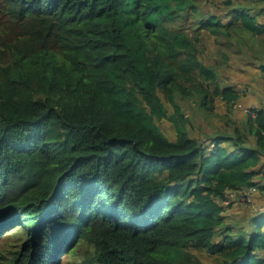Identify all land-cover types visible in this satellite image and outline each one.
<instances>
[{
    "label": "trees",
    "instance_id": "trees-1",
    "mask_svg": "<svg viewBox=\"0 0 264 264\" xmlns=\"http://www.w3.org/2000/svg\"><path fill=\"white\" fill-rule=\"evenodd\" d=\"M198 1L0 0V22L15 24L13 36L0 27V240L17 239L7 264L80 249V264H205L194 250L264 264V213L234 230L219 202L257 184L264 109L207 141L176 101L198 94L213 111L221 96L232 108L240 93L220 87L202 36L264 25L240 9L175 27ZM219 4L231 13L232 0Z\"/></svg>",
    "mask_w": 264,
    "mask_h": 264
},
{
    "label": "crops",
    "instance_id": "crops-1",
    "mask_svg": "<svg viewBox=\"0 0 264 264\" xmlns=\"http://www.w3.org/2000/svg\"><path fill=\"white\" fill-rule=\"evenodd\" d=\"M207 8L208 12L217 13L222 23H228L232 19V15L235 14V10L245 9L250 16H253V21L264 25V0H232V5L229 7L232 10L231 13L215 6H207ZM241 22L242 18L239 19V23ZM208 33L209 35L201 41L204 50L202 54L203 61L215 68L217 81L221 88L230 86L237 90L240 96L235 102L237 105H233L229 111L226 109L225 100L221 96L216 97V104L222 106V111L225 113L219 116V118L223 116L221 119L222 127L215 125L213 119L209 118L211 116L202 115L198 108L193 110V115L185 112L186 117H189L188 129L190 134L203 140L207 139V141L221 133L232 134L236 126L245 125L248 118V115L244 112L245 109H252V111L264 109V72L261 66L264 63V31L251 33L244 30H232L230 34L221 35L222 38L228 40L229 43L227 45L223 43L225 41L217 39L213 33ZM225 46L227 48L230 47L232 51L238 50L235 55H244L245 63L237 66L234 70L230 66L232 65V60H234V55H229ZM218 71L220 72L218 73ZM234 76L241 80H231L230 78ZM241 87H244L243 93L239 91ZM247 141L249 142L248 145H253L255 144V137L248 135ZM221 145L228 148L232 147L230 141H223ZM257 169L258 172L255 179L258 190L252 193L249 200L255 206L264 203V154L261 156ZM259 185L263 186V188H260ZM248 218H243L244 224Z\"/></svg>",
    "mask_w": 264,
    "mask_h": 264
},
{
    "label": "rangeland",
    "instance_id": "rangeland-1",
    "mask_svg": "<svg viewBox=\"0 0 264 264\" xmlns=\"http://www.w3.org/2000/svg\"><path fill=\"white\" fill-rule=\"evenodd\" d=\"M220 1L221 0H199L196 3L198 13L185 14L186 16H182L180 21L174 23V26L175 27H182L184 25H189L188 29L189 30L192 29L195 25L196 26L198 25V23L195 21L196 17H199L201 15L204 16V15L208 14L207 6L218 7V5H220L219 4ZM214 3H216V4L213 6ZM218 8H220V7H218ZM0 27L5 28L8 31L9 36H13L12 35L14 32L13 30H15L14 29L15 28L14 22L12 23V22H9L5 19H2L0 22ZM10 28L13 30H10ZM191 32H193V30H191ZM206 32H208V31H206ZM200 33H202V32H200ZM208 35L209 34L204 33L202 36L203 40ZM215 36L217 39H220L221 41H225L223 43H225L226 45L229 43L228 40H226L225 38H222L221 35H215ZM225 49H226L227 53H229V55H231V54L234 55V57H233L234 60L231 59L232 65H230L234 70L236 69L237 66H240L242 63H245L246 59H244L245 58L244 55H235V53L236 54L238 53V50L232 51L231 48L230 47L227 48V46H225ZM219 72L220 71H218V73ZM216 77H217V72H216ZM230 79L231 80L234 79L235 81L241 80V79H238L237 76H234ZM239 91L241 93H243L244 87H241V89ZM217 97H219V96H217ZM164 101L166 102L168 109L170 111H172L173 110L172 105L166 100V98H164ZM176 101H177L178 105L183 109L184 113L186 112V113H190L193 115L194 114L193 110H196L198 108V110L201 112L202 115L207 114L208 116H211L209 118L213 119V121H214L213 123L215 125L222 127L223 123H222L221 119L223 116L220 118H219V116H221L225 113L222 111V106L217 105L215 101L212 103V106L214 107L213 111H209L207 108L204 107V105H202L201 96L198 94L196 96H194V95H192V96L191 95H189V96L188 95L187 96L177 95ZM226 109H228V111H229L228 106H226ZM244 112L247 115L250 114L249 112H246V111H244ZM198 116H200V115H198ZM159 125L161 126V128L164 130V132L168 135V137L170 139H172V140L176 139L177 133H176L175 127L171 121H169L167 118H163L159 121ZM245 133L247 134V132H245ZM211 147H213V145H211L210 148ZM255 185H256L255 191H257L258 190L257 184H255ZM254 192H252V193H254ZM252 193H251V195H252ZM251 195H250V197H251ZM251 203L252 202L250 201L247 204H241V203H238L234 200H230L227 203H223L224 205L222 204V206H223V211H222L223 213L222 214L224 216L223 219L225 221V225H227V227H232L234 230H236L238 227H240L241 225L244 224L243 218L250 217L254 214L257 215V214L264 213V206H263L264 203H261L257 206L252 205ZM218 238H219V236H218ZM16 242H17V239H14L11 242H8L7 243L8 245H6L3 241L0 240V264H7L8 259L10 262H12L11 250L14 249ZM67 252L66 253L69 255V251H67ZM80 252H81V249L77 253H75L76 254L75 257L74 256L73 257L66 256V257H64V259H63V256L60 255V257L58 259V261H59L58 264H80L78 259H80V260L83 259L82 256H80L78 258V255L80 254ZM193 253L196 254L197 257H199L201 259V261H203L205 264H217L216 258L213 257L212 255L208 254L205 251L194 250ZM2 256H4V257H2ZM6 258H8V259L6 260Z\"/></svg>",
    "mask_w": 264,
    "mask_h": 264
},
{
    "label": "built area",
    "instance_id": "built-area-1",
    "mask_svg": "<svg viewBox=\"0 0 264 264\" xmlns=\"http://www.w3.org/2000/svg\"><path fill=\"white\" fill-rule=\"evenodd\" d=\"M225 1V0H221ZM246 112H249L252 116H255L257 114V110L252 109H245ZM256 190L255 185L251 186H242L236 190H228L225 195L224 199L219 200L221 203H227L230 200H234L241 204H247L250 200V195L252 192Z\"/></svg>",
    "mask_w": 264,
    "mask_h": 264
},
{
    "label": "clouds",
    "instance_id": "clouds-1",
    "mask_svg": "<svg viewBox=\"0 0 264 264\" xmlns=\"http://www.w3.org/2000/svg\"><path fill=\"white\" fill-rule=\"evenodd\" d=\"M220 2H222V1H220ZM237 104H235V106H236ZM251 115V114H250ZM256 186V185H255ZM257 187H258V185H257Z\"/></svg>",
    "mask_w": 264,
    "mask_h": 264
}]
</instances>
